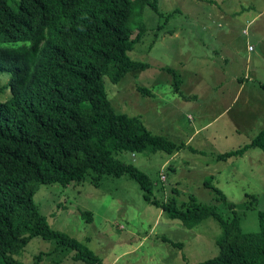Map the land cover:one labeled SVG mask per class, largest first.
<instances>
[{
  "label": "rangeland",
  "instance_id": "obj_1",
  "mask_svg": "<svg viewBox=\"0 0 264 264\" xmlns=\"http://www.w3.org/2000/svg\"><path fill=\"white\" fill-rule=\"evenodd\" d=\"M158 7L162 16L145 8L147 31L127 52L148 68L117 81L103 77L116 113L137 117L151 133L180 145L171 152L113 151L146 172L157 204L146 201L127 173H103L97 183L89 175L68 184L39 182L32 196L51 227L77 238L102 264H193L215 255L219 226L212 214L188 227L163 207L173 202L185 210L194 202L227 219L231 209L204 185L207 177L234 204L242 231H257L258 211L264 212L262 148L216 158L249 143L264 126V104L254 100L264 84V51L255 48L257 38L264 45V0H158ZM244 75L248 89L239 90ZM8 79L0 71V101L9 96ZM74 253L55 239L31 236L13 258L85 264Z\"/></svg>",
  "mask_w": 264,
  "mask_h": 264
},
{
  "label": "trees",
  "instance_id": "obj_2",
  "mask_svg": "<svg viewBox=\"0 0 264 264\" xmlns=\"http://www.w3.org/2000/svg\"><path fill=\"white\" fill-rule=\"evenodd\" d=\"M146 7L163 15L158 0H0V71L9 73V96L0 101V264H18L13 254L31 236L73 248L85 264H102L77 238L50 226L32 200L39 182L68 184L89 175L97 183L103 173H127L140 182L146 201L157 204L146 172L113 151L171 152L180 145L151 133L141 119L116 113L103 81L148 68L127 54L147 31ZM249 146L264 151V126L249 143L216 158ZM204 185L231 216L194 202L185 210L163 204L188 227L207 214L217 220L216 254L193 264H264V212L258 211V230L244 232L234 204L210 177ZM81 214L91 219L89 211Z\"/></svg>",
  "mask_w": 264,
  "mask_h": 264
},
{
  "label": "crops",
  "instance_id": "obj_3",
  "mask_svg": "<svg viewBox=\"0 0 264 264\" xmlns=\"http://www.w3.org/2000/svg\"><path fill=\"white\" fill-rule=\"evenodd\" d=\"M262 42L263 40L260 38H257L255 40V48L257 49V53L264 51V45H262ZM253 50L254 49H252L251 51ZM245 77L246 75H244L243 77L239 76V79H240L239 90L245 87L243 85L244 81L242 80V78H245ZM261 83L263 84V82L262 81L259 82L258 89L256 90V93H255L254 100L256 101V103H260L262 105L264 104V88L261 86ZM246 89H248L247 86L245 87V90Z\"/></svg>",
  "mask_w": 264,
  "mask_h": 264
}]
</instances>
